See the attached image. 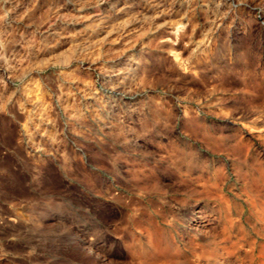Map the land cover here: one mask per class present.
<instances>
[{
    "label": "rangeland",
    "instance_id": "1",
    "mask_svg": "<svg viewBox=\"0 0 264 264\" xmlns=\"http://www.w3.org/2000/svg\"><path fill=\"white\" fill-rule=\"evenodd\" d=\"M0 264H264V0H0Z\"/></svg>",
    "mask_w": 264,
    "mask_h": 264
}]
</instances>
